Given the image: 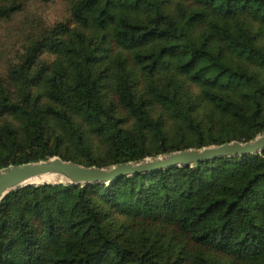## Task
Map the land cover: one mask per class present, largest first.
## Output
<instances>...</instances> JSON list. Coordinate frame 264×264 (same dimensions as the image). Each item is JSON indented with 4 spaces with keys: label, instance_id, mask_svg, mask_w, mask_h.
<instances>
[{
    "label": "trees",
    "instance_id": "16d2710c",
    "mask_svg": "<svg viewBox=\"0 0 264 264\" xmlns=\"http://www.w3.org/2000/svg\"><path fill=\"white\" fill-rule=\"evenodd\" d=\"M20 7L0 1V19ZM70 11L72 24L31 30L0 74V168L54 156L109 167L264 132V0ZM0 264H264V152L14 190Z\"/></svg>",
    "mask_w": 264,
    "mask_h": 264
},
{
    "label": "water",
    "instance_id": "95a60500",
    "mask_svg": "<svg viewBox=\"0 0 264 264\" xmlns=\"http://www.w3.org/2000/svg\"><path fill=\"white\" fill-rule=\"evenodd\" d=\"M264 152V132L248 141L232 140L202 148H188L165 155L148 157L135 162H121L109 167L88 166L54 156L22 164H10L0 168V204L12 191L30 185H88L114 183L121 177L167 170L173 166L193 168L202 163L223 157L261 154Z\"/></svg>",
    "mask_w": 264,
    "mask_h": 264
},
{
    "label": "rangeland",
    "instance_id": "374dc122",
    "mask_svg": "<svg viewBox=\"0 0 264 264\" xmlns=\"http://www.w3.org/2000/svg\"><path fill=\"white\" fill-rule=\"evenodd\" d=\"M17 3L20 10L8 19H0V74L5 73L10 63L22 52L26 36L31 30L44 26L52 29L59 24H72L71 7L77 0H0ZM255 30H260L255 25ZM51 57L50 59H53ZM192 97L199 98V87L192 82L186 84ZM160 115L164 109L160 104L154 107ZM96 140V139H95Z\"/></svg>",
    "mask_w": 264,
    "mask_h": 264
}]
</instances>
